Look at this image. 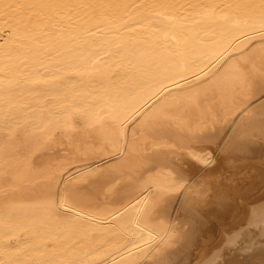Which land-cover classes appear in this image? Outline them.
<instances>
[{"label":"bare ground","instance_id":"1","mask_svg":"<svg viewBox=\"0 0 264 264\" xmlns=\"http://www.w3.org/2000/svg\"><path fill=\"white\" fill-rule=\"evenodd\" d=\"M0 264H264V0H0Z\"/></svg>","mask_w":264,"mask_h":264}]
</instances>
